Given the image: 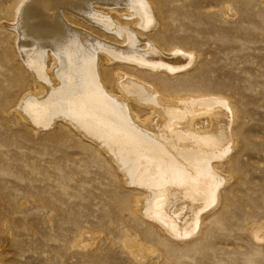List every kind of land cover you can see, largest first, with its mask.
Masks as SVG:
<instances>
[{
	"label": "rangeland",
	"instance_id": "rangeland-1",
	"mask_svg": "<svg viewBox=\"0 0 264 264\" xmlns=\"http://www.w3.org/2000/svg\"><path fill=\"white\" fill-rule=\"evenodd\" d=\"M36 1L0 0V264H264V235H257L264 230V0H144L150 27L121 2H92L95 12L137 33L141 50L154 45L166 56L189 55L162 61L180 68L169 73L106 61L100 51L106 92L118 97L120 81L138 79L176 102L217 100L214 107L225 112L227 139L213 161L218 189L195 226H188L191 212L183 205L180 216L167 218L181 234L151 217L145 188L100 143L64 117L44 126L31 121L24 103L48 92L28 60L21 18ZM59 14L105 44L125 45L119 33L67 6ZM44 50V70L52 72L56 54ZM127 105L159 122L148 107ZM195 108L207 115L206 106ZM182 166L190 170L188 161ZM181 181L160 190L171 195L178 184L186 194Z\"/></svg>",
	"mask_w": 264,
	"mask_h": 264
},
{
	"label": "bare ground",
	"instance_id": "bare-ground-1",
	"mask_svg": "<svg viewBox=\"0 0 264 264\" xmlns=\"http://www.w3.org/2000/svg\"><path fill=\"white\" fill-rule=\"evenodd\" d=\"M116 1L128 6L131 17L142 16L150 27L153 19L144 0ZM92 2L94 0H37V8L26 5L22 9L24 38L29 41L28 60L48 90L45 98L32 97L37 103L27 100L23 107L36 124L49 125L52 119L64 117L86 136L100 143L133 183L145 188L148 194L146 209L151 217L155 215L171 232L181 234L168 225L167 218L175 220L181 215L179 210L186 206L185 209L191 212L188 226H195L198 211L212 203V193L218 189L219 177L213 169V161L216 147L227 139L225 112L221 107H214L220 103L217 100L197 98L176 102L138 79L127 80L124 76H120L125 81H120L118 97L106 92L98 73L97 54L100 51L107 52L106 61L122 59L169 73L180 68L170 67L162 61L176 64L189 60V55L175 51L173 55L166 56L154 45L141 50L143 39L137 33L123 29L95 12ZM62 6L92 22L101 23L111 32L119 33L125 38V45L105 44L86 31L71 26L60 17ZM45 47L52 48L56 54L52 72L45 71L42 64ZM130 101L148 107L159 122L152 124V116L141 119L135 112H130L127 105ZM197 105L206 106L203 112L207 115L200 116L203 113L196 111ZM181 148L185 149L187 157L183 156ZM183 160L188 161L190 170L182 166ZM156 174L161 178L155 183ZM178 175H183L179 177L183 180L180 185L186 194L179 191L178 184L176 188L172 187L171 195L166 190L161 192L160 187L178 181ZM173 214H177L176 217ZM258 234L263 236L264 230H258Z\"/></svg>",
	"mask_w": 264,
	"mask_h": 264
}]
</instances>
